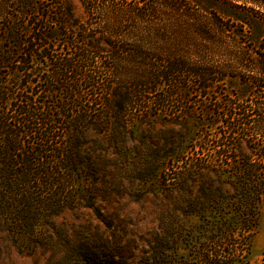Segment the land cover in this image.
I'll return each mask as SVG.
<instances>
[{
  "label": "trees",
  "instance_id": "trees-1",
  "mask_svg": "<svg viewBox=\"0 0 264 264\" xmlns=\"http://www.w3.org/2000/svg\"><path fill=\"white\" fill-rule=\"evenodd\" d=\"M11 1L0 0V10ZM25 1L33 9L26 21L4 36L0 22V211L32 228L24 215L43 210L45 198L48 211L56 208L64 184L92 172L78 151L87 131L122 133L131 116L184 127L193 120L188 155L171 157L163 174L173 182V217L149 264H249L264 193V0H78L84 22L64 0ZM98 14L106 32L93 28ZM173 30L190 48L166 59L169 47L155 46ZM235 71L243 87L222 103ZM183 189L191 190L184 203Z\"/></svg>",
  "mask_w": 264,
  "mask_h": 264
},
{
  "label": "rangeland",
  "instance_id": "rangeland-1",
  "mask_svg": "<svg viewBox=\"0 0 264 264\" xmlns=\"http://www.w3.org/2000/svg\"><path fill=\"white\" fill-rule=\"evenodd\" d=\"M64 1L71 5L77 20L88 19L78 0ZM134 1L129 2L134 4ZM27 2L11 1L0 10L1 36L9 24L26 21L31 16L33 9ZM103 20L99 14L93 16V28L97 25L106 32ZM180 33L173 30V39L169 37L156 44L155 48L160 44L169 47L166 59L181 57L190 48V39ZM128 70L129 75L138 74L134 67ZM240 72H228L238 80L228 77L230 81L222 86L225 92L219 95L222 103L237 100L234 95L243 87L240 83L243 73ZM1 73L6 74V70L2 69ZM124 87L129 91L134 89ZM200 100L195 98L192 107L197 118L202 119ZM126 122L127 129L119 134L87 131L82 140L88 144L78 151L92 159V172L86 176L82 173L81 179L75 176L73 181L68 180L64 184L68 190L63 194L58 192L56 208L48 211L45 198L43 204L40 203L43 210L38 208L24 215L33 223L32 228L17 227V215H4L0 211V264H93L96 255L99 264H107L111 257L123 258L124 264L153 261L158 236L165 230L169 232L174 210L173 182L163 174L170 173L167 163L171 157L188 155L189 142L195 138L197 130L193 120L184 127L161 116L153 119L131 116ZM56 135L62 138V130ZM242 153H249L246 146H242L239 154ZM190 192L187 189L180 192L182 203L190 197ZM179 219L186 227L195 222L193 218ZM83 250L86 253L79 255ZM248 261L249 264H264V193Z\"/></svg>",
  "mask_w": 264,
  "mask_h": 264
}]
</instances>
